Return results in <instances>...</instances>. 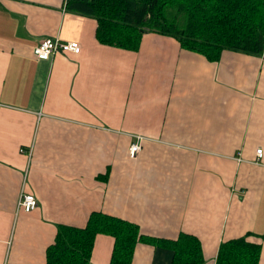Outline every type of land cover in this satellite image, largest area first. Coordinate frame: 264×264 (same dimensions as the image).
Returning a JSON list of instances; mask_svg holds the SVG:
<instances>
[{
  "label": "crops",
  "instance_id": "0c3cea01",
  "mask_svg": "<svg viewBox=\"0 0 264 264\" xmlns=\"http://www.w3.org/2000/svg\"><path fill=\"white\" fill-rule=\"evenodd\" d=\"M96 26L65 0H0V264H46L58 226L94 211L148 238L194 236L202 264L244 237L264 264V48L210 61L148 32L131 51L99 43ZM44 38L81 50L39 60ZM22 192L32 211L17 210ZM112 247L98 234L89 264H109ZM172 258L139 241L130 264Z\"/></svg>",
  "mask_w": 264,
  "mask_h": 264
},
{
  "label": "trees",
  "instance_id": "16d2710c",
  "mask_svg": "<svg viewBox=\"0 0 264 264\" xmlns=\"http://www.w3.org/2000/svg\"><path fill=\"white\" fill-rule=\"evenodd\" d=\"M68 9L92 17L104 45L138 50L144 33L175 38L181 48L215 61L224 50L261 55L264 0H65ZM113 237L109 264H130L139 241L170 245L171 264H202L199 240L181 233L164 241L143 236L133 222L94 211L83 227L59 225L46 249V264H89L95 237ZM260 245L244 237L220 245L216 264H257Z\"/></svg>",
  "mask_w": 264,
  "mask_h": 264
},
{
  "label": "built area",
  "instance_id": "2783aa9c",
  "mask_svg": "<svg viewBox=\"0 0 264 264\" xmlns=\"http://www.w3.org/2000/svg\"><path fill=\"white\" fill-rule=\"evenodd\" d=\"M81 50V47L76 41H62L60 39H52V38H44L40 40L38 45L34 48V54L39 60H47L52 55L56 53H73L78 54ZM141 149V144L134 143L129 147V157H136L137 153ZM22 153H26L27 155H31L32 147H22L20 149ZM257 157L262 156V149L256 150ZM38 206L37 198L27 192H22L19 196L17 202V210H23L25 212L32 211Z\"/></svg>",
  "mask_w": 264,
  "mask_h": 264
}]
</instances>
